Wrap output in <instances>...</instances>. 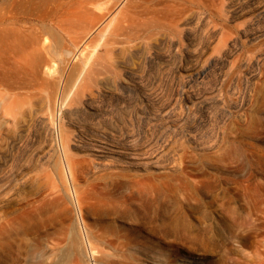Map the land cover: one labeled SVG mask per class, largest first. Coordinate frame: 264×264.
I'll return each instance as SVG.
<instances>
[{"label":"rangeland","instance_id":"obj_1","mask_svg":"<svg viewBox=\"0 0 264 264\" xmlns=\"http://www.w3.org/2000/svg\"><path fill=\"white\" fill-rule=\"evenodd\" d=\"M182 2L188 4V20L180 31L170 33V42L164 38L146 50L133 45L132 55L117 50L110 57L102 54L108 64L98 76L106 84L114 74L124 87L118 92V104L114 105L112 91L100 87L97 97L85 105L88 114L75 108L66 115L61 102L71 85L66 78L68 89L64 87L54 102L73 138L71 158L82 159L83 168L73 164L72 178L67 177L70 158L63 153L56 123L50 141L37 121L17 144L8 145L11 149L4 128L0 217L10 218L0 222V264L31 263L33 254L54 240L58 226L46 220L47 214L30 229L21 223L23 214L33 213L31 203L44 195L52 179L87 245L89 264L101 260V264H152L150 256L160 264H264V0ZM96 38L97 30L87 39L84 53ZM39 77L36 84L43 81L42 73ZM40 89L31 90H37L35 98L43 94ZM101 137L119 146L132 144L134 164L125 158L118 163L92 149V142ZM83 157L88 162L93 158L89 166ZM96 160L122 169L128 177L119 178L109 192L95 178L107 171L93 167ZM58 169L67 181L62 182ZM126 171L136 174V185L128 184ZM20 173L23 178L18 179ZM25 181L26 192H18ZM86 196L103 197L110 205L100 202L89 207L94 198L89 201ZM40 220L46 223L38 225ZM90 240L97 248L93 253Z\"/></svg>","mask_w":264,"mask_h":264},{"label":"bare ground","instance_id":"obj_2","mask_svg":"<svg viewBox=\"0 0 264 264\" xmlns=\"http://www.w3.org/2000/svg\"><path fill=\"white\" fill-rule=\"evenodd\" d=\"M182 3H183L182 0H0V138L3 135V131L7 129L8 133L6 132L7 136L5 137L6 138L5 141L7 142L5 143H7V146L9 145L10 147H12L23 138V136L25 135L24 134L25 130L26 128L27 129L29 128L30 124L39 121V123L42 124L41 126L42 127L44 126L43 128H46L49 134L46 135L49 136V141H50L51 140L50 133L51 130L54 128V123H56L55 127L56 130L58 129L57 134H60L58 135V137L60 136L62 142V146L64 150L63 153H65L70 158L69 161L66 160L68 162L67 177L72 178L73 175L72 170L74 169L73 164L75 163L77 164V166L79 165L81 166V168H83V165H80V163H82V159H79V157L73 159L71 158L72 150H71L70 140H72L73 138L71 139L70 137L71 132L69 134L67 132V128L69 127H66L68 126L65 123L66 121L65 122L61 121L60 114L62 113L58 114V111L56 113L55 102H54L55 97H57L56 95L63 93L62 91H64L63 90L64 87H66L69 84L68 83L65 86L64 83L65 81L69 80L68 82H71V85H69L70 86L69 89L66 87L68 89L66 91L68 92L65 95L61 94L63 95L62 97L63 99H61V102L63 103L62 106L66 108L65 109L66 111L64 110L65 111L64 113L66 115L69 114L71 110L75 108L84 109L85 112H87L88 114V109H86L85 105L87 102H90L89 100H93L95 97H97V94H99L100 92L99 91L100 87L102 88L106 87L107 89H109V91H112L114 96L113 99L114 105L118 104L120 102L119 93L122 91L121 89H123L124 87L116 79L117 76L112 74L113 75V76L111 75L112 78L108 80L110 82L106 84L101 80L104 78L102 77L100 78L98 76L101 72L104 71L103 69L104 68L106 69L107 67L106 63L108 61L104 57H106L107 55L108 57L113 56L112 54H115L116 50L120 53L122 52L123 54H125V56L126 54H130V53L132 55L133 51L131 50V48L133 45L134 47L140 45L143 48L144 47L149 48V46L152 43H155L164 38L168 40L170 37V39H172L170 35L173 34L170 33L172 31L174 32L180 31L179 28L181 29L183 24L188 20L187 15L189 14L190 10L188 11V14H186L187 13L186 8L188 10V6H186L187 3H185V6H183L184 3L183 4ZM193 7L194 6H192V10ZM193 12L195 13V11ZM193 12H191V15H194ZM195 16L197 18V16L199 15H195ZM96 30L99 40L96 38L97 42H95V44L92 45L91 49L89 48L90 51L84 53L83 49L86 48L85 44L87 39ZM79 50L80 53H77ZM103 53L106 54V56H103L102 55ZM120 68L121 67H119V69ZM40 73H42L43 76L42 78L43 81L40 79V81H42L43 84L42 83L40 84L39 82L37 84L40 85H37L36 80L39 77ZM105 73L107 74V72ZM132 76L133 74L131 75V77ZM36 87H39V89L42 87V89L40 90H42L43 93L41 94L40 99L36 97L38 100L34 97L35 96L34 92L36 93L37 90L33 92L31 91L33 89L35 90ZM119 90L121 91L119 92ZM58 110H60V108ZM117 112L119 113V111ZM129 137H134V136L129 135ZM127 139L128 141L130 139V142L132 141L131 138H127ZM133 141L135 142V140ZM48 144L50 145V142ZM78 144L75 146L79 147L81 145V143L80 145ZM131 145L128 144L125 146H121V145L119 146L118 143H116L115 141H111L108 139L104 140V137H101V139L92 142V149L94 146L95 151L101 152L100 154L103 155L104 157H109V158L112 157V159L115 158L116 161L118 159L119 161L123 160L124 158L129 159L126 161L127 164L133 165L134 153H133V145L132 146ZM82 146L80 147L82 148ZM90 154L94 156L98 155V153L95 152H92ZM91 160H93V158ZM84 161L88 162V160L86 159ZM89 162H88V166H89ZM86 164L87 163H85V165ZM92 166L97 168L98 171L100 169L99 167H103L107 169V171H102L103 168L102 170L100 169V171L104 173L99 171L101 174L97 175L98 177L95 176V178L101 180L100 182L103 183L102 188L103 187L108 188V190L110 189L109 188L110 186L116 187L113 185L115 184V182H117L119 178L128 177L127 174L124 175L122 169L120 170L115 168L112 169L109 166L107 167L104 166L102 163L100 164L98 161L95 162ZM93 167L90 171L94 169ZM79 171L80 170H78V172ZM90 171L89 173H91ZM58 172L59 169L57 173ZM126 172L128 173L130 172L129 175L130 182L128 184L131 185V183L135 181L136 174H133V171H126ZM60 174L58 173V175ZM22 175L23 174L20 173L18 179L23 178ZM62 175H63V179H62L63 182V180H66V177L64 174H61L60 176L62 177ZM93 175L95 174L92 173V176ZM26 181L20 184L18 192L20 193H22L23 191L24 193L26 192L25 190H23V184H26ZM133 184L136 185V183ZM72 188L75 189V187ZM109 194L108 196H112ZM28 195H30L29 192L27 196ZM57 195L58 194L56 192V184H54V181L52 179V183L50 187L46 189L42 197L38 198L35 195L38 199L35 200L36 203H34V201L33 203H31L32 206L34 205L33 210L31 209L32 207L30 205L31 207L30 209L31 211H33V213L31 215L28 214L26 215V213L23 214V220L21 221V223L23 225L26 224V227L29 229L31 228V224L34 225L35 222L39 218H41L42 215L45 216V214L48 215V216L46 215L47 216L46 220H52V222L54 221L58 226V227L55 226L57 227V231H56L57 233L56 236L53 237L54 240L51 241L49 245L44 246L38 252L34 253L32 256L33 260L31 261V263L28 262V264L29 263L30 264H89L88 262H90V260L88 261V259L86 258L85 247L87 245L86 246L83 245L82 241L84 239L82 240V237L80 236L75 225L72 222V218L70 217V209L67 206V202H65L66 199L64 200L62 196L61 198L59 196L60 194L58 196ZM102 196L106 197L107 195H102ZM89 197L86 196V198L90 201L92 197L90 198ZM95 198L93 199L94 202L88 201L89 207L95 205L94 203L99 204L100 202H103L104 204L105 202H107L106 205L109 203L108 201H103L102 200L103 197L102 199L101 198L95 199ZM110 199L114 202L113 198ZM119 200H117V202H119ZM103 204L102 206H105ZM79 209L80 208L78 207V210ZM29 210H27V212ZM3 214L4 211L2 212V215ZM8 216L7 218L9 219L10 216L9 217ZM44 216L42 220L43 219L45 220ZM3 217L2 219L0 217V222L2 220L3 221L5 220L6 216L4 215ZM40 221L38 225L43 222ZM45 221L43 223H46ZM1 223H0V227L2 225ZM27 225L30 227H28ZM25 231H27V229ZM90 241H88V244L90 246V250L92 251L91 253H93L97 248H94L95 245H93L92 241L91 242ZM106 256L108 257V255ZM127 257L130 258L129 255ZM101 258L104 260L103 257ZM148 258H150L149 261L152 264H160L159 262L160 260L158 258L152 256ZM105 259L107 260V258ZM132 259L133 257L131 258V261ZM118 260H122V259L120 258ZM103 262L102 264H108L106 262L104 263ZM122 262L123 261H121V263ZM135 262L138 261L136 260ZM116 263L114 262V264ZM124 263L126 264V262Z\"/></svg>","mask_w":264,"mask_h":264}]
</instances>
